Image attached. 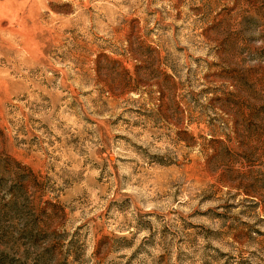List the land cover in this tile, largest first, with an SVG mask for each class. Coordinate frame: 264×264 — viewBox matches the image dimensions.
<instances>
[{"label": "rangeland", "instance_id": "1", "mask_svg": "<svg viewBox=\"0 0 264 264\" xmlns=\"http://www.w3.org/2000/svg\"><path fill=\"white\" fill-rule=\"evenodd\" d=\"M0 264H264V0H0Z\"/></svg>", "mask_w": 264, "mask_h": 264}]
</instances>
